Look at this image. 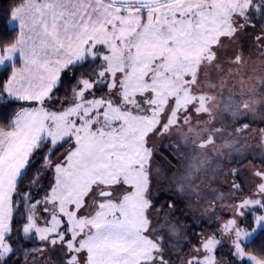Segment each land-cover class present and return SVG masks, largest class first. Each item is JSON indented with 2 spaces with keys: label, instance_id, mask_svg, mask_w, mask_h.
<instances>
[{
  "label": "snow or ice",
  "instance_id": "obj_1",
  "mask_svg": "<svg viewBox=\"0 0 264 264\" xmlns=\"http://www.w3.org/2000/svg\"><path fill=\"white\" fill-rule=\"evenodd\" d=\"M204 15L189 0H0V124L11 131H0V174L17 158V186L33 174L25 220L0 202V264H27L36 250L59 264H170L147 211L165 196L130 207L141 165L129 161L158 130L170 57ZM217 221L234 234L228 251L213 233L187 264H257L245 244L264 233V195ZM17 224L36 248L16 244Z\"/></svg>",
  "mask_w": 264,
  "mask_h": 264
},
{
  "label": "rangeland",
  "instance_id": "obj_2",
  "mask_svg": "<svg viewBox=\"0 0 264 264\" xmlns=\"http://www.w3.org/2000/svg\"><path fill=\"white\" fill-rule=\"evenodd\" d=\"M189 2L205 13L204 22L170 57L164 99L153 122L158 130L141 144L139 158L129 161L141 165V186L130 207L143 209L149 199L155 205L161 194L171 197L183 204L184 217L195 227L210 228L197 244L216 233L228 247L234 234L221 236L217 217L235 215L238 202L264 195V167L259 164L264 160V37L244 20L251 0ZM14 151H6L4 160ZM22 167L17 158L0 174L6 218L12 219ZM158 206L147 209L149 238L162 245L170 264H187L196 255L189 228L177 221L173 206L166 213ZM200 255L211 258L203 251ZM33 258L37 264L60 260L55 252H38Z\"/></svg>",
  "mask_w": 264,
  "mask_h": 264
},
{
  "label": "trees",
  "instance_id": "obj_3",
  "mask_svg": "<svg viewBox=\"0 0 264 264\" xmlns=\"http://www.w3.org/2000/svg\"><path fill=\"white\" fill-rule=\"evenodd\" d=\"M244 20L247 22V24L253 26L256 28L264 37V1L263 0H251V5L249 9L244 14ZM260 128L264 132V125H260ZM0 129L4 131H10L6 125L0 124ZM264 167V160L259 163ZM33 174L31 172H28L24 175V178L19 186H16L15 193H19V195H16L12 199V219L17 220H25V215L23 209L26 208L28 205L27 203L21 205L20 199L21 197L25 196V192L28 189L30 182L32 181ZM33 191H35V188H33ZM176 203L171 204L173 208L177 212V221H185L187 227L189 228V236L191 239L192 245H197L198 237L205 233L206 231H209L210 228L206 226L201 227H195L193 222L190 219H186L184 217V206L181 202H178L174 199H172ZM170 200L168 197H165L164 199L159 201V206H162V212L166 213L170 209ZM19 205V207H17ZM158 206V207H159ZM160 208V207H159ZM21 225L17 224V226L13 229V239L16 241L17 245H26L29 248H36L39 244L37 240L29 239L28 241H23L21 239H17V236L20 232ZM246 253L254 255L257 259L264 261V233L258 234L251 242L245 244ZM228 251V247L224 246L222 248L218 249V253L222 254L224 252ZM40 251L36 250L31 253V255L28 258L27 263ZM18 255L22 256L23 251L18 253ZM243 264V261L241 262Z\"/></svg>",
  "mask_w": 264,
  "mask_h": 264
},
{
  "label": "crops",
  "instance_id": "obj_4",
  "mask_svg": "<svg viewBox=\"0 0 264 264\" xmlns=\"http://www.w3.org/2000/svg\"><path fill=\"white\" fill-rule=\"evenodd\" d=\"M11 133V131H9Z\"/></svg>",
  "mask_w": 264,
  "mask_h": 264
}]
</instances>
